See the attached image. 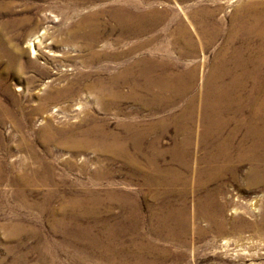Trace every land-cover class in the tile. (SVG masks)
<instances>
[{
	"label": "rangeland",
	"instance_id": "obj_1",
	"mask_svg": "<svg viewBox=\"0 0 264 264\" xmlns=\"http://www.w3.org/2000/svg\"><path fill=\"white\" fill-rule=\"evenodd\" d=\"M116 1L118 6L123 7L128 0H0V45H9L11 49L16 47L22 51L19 57L13 58L14 64L0 56V80L4 78L3 73L7 75L4 82H0V105L3 107L0 114V264H264V186L244 189L242 177L247 165L242 166L239 173L242 186L231 181H218L197 189L193 170L204 168L202 164L199 167L193 164L192 158L201 156L197 152L191 157L189 170H180L176 165L166 163L164 167L172 173L169 184L166 188H150L142 185L138 176H130L132 170L126 164V157H111L94 148L67 151L58 147V141L67 131H77L93 119L105 123L107 133L122 136L125 134V124L140 123L144 126L178 115L186 107L187 99L195 98L191 105L195 116L192 120L195 122L199 119L203 109L202 82L209 71L213 55L226 43L230 16L235 10H240L239 7L246 0H235L230 4H227V0H206V7L216 3L221 8L214 16L219 21H215V30H219V35L209 46L199 35L193 36L197 44L194 58L181 59L178 56L177 46L173 44L170 33L177 25L173 21L174 15L184 26L185 22L173 5L174 2L169 0L167 4L160 2L155 5V8L166 6L168 13L154 31H148L142 37L127 38L116 32L104 36L100 50L118 53L116 59L102 58L96 64L82 68L55 57L60 61L46 65L45 61L51 59L52 54L65 53L70 58L85 56V51H76L59 44V41L65 37L66 30L79 21L80 15L100 10L112 12ZM248 2L261 5L264 13V0ZM177 4L186 14L193 2L179 0ZM18 17H29L31 21L18 28L11 26L9 21ZM189 28L188 31L192 33ZM44 31L50 38L45 39L39 47L42 55L34 61L27 40L30 34ZM51 39L55 46L51 45ZM240 44L256 48L260 42L252 38ZM129 46L134 47V53L128 56L125 52ZM149 58H158L160 61L168 58L171 67L168 72L172 73L177 72L173 66L185 70L196 64L194 85L172 107L153 113V110L130 100L121 101L116 107H101L87 99L82 92L80 97L45 103L46 96L54 95L51 87L62 85L57 80L49 81L48 77L54 78L55 72L67 73L69 81H74L77 79L74 77L77 69L91 75L100 71L102 78L107 81L133 61L138 63ZM262 60V54L242 58L247 73L261 77L258 73L262 72L264 83V67L260 65ZM4 66L7 67L6 73L2 72ZM252 84L255 85L254 82L246 84L240 98L249 105L251 100L262 96L264 118V84L262 91L252 89ZM119 90L125 93L127 87L121 86ZM10 97L15 101L14 104L10 103ZM49 131H53V134L50 142L46 143L48 137H40ZM173 138L172 132H169L168 136L163 137L162 146L171 148ZM132 154L129 150L128 156ZM165 160L168 161V158ZM39 176H45V181H40ZM15 177H22L18 185L13 182ZM81 198V205L72 203L73 200L81 201ZM137 207L139 209L136 211ZM72 215L75 221L70 219ZM161 218L169 219L162 223ZM94 224H97L96 228ZM83 228L86 231L89 229L87 235L91 240L102 238L114 245L97 250L89 242L90 239H85L87 235ZM104 230L112 241L103 236Z\"/></svg>",
	"mask_w": 264,
	"mask_h": 264
},
{
	"label": "bare ground",
	"instance_id": "obj_2",
	"mask_svg": "<svg viewBox=\"0 0 264 264\" xmlns=\"http://www.w3.org/2000/svg\"><path fill=\"white\" fill-rule=\"evenodd\" d=\"M89 1L95 2L100 0ZM168 1L169 0H128L123 4V7L118 6V1H116L114 2L115 6L112 9V12L109 10H100L96 13H90L84 16L80 15L78 17L79 21L66 30L64 33L65 37L62 38V40L60 39L61 41H59V44L70 47L76 51H85L87 54L85 56L76 55L74 57H77L78 59L70 58V55L65 53L55 56L54 54H50L52 58H47V61H45L46 65H52L61 59L64 62L67 61L69 63H74L76 67L79 66L83 68V66L86 65L89 66L96 64L102 58L116 59L119 56L118 53H106L105 51L100 50V48L103 47V42L101 41L104 36L107 33L112 34L113 32H116L118 35L126 36L128 38L130 36H141L148 31H154L160 22L166 18L168 13L166 6L163 8H155V5L160 2L167 4L166 2ZM172 1L185 22L184 26L177 16L173 14V21H176L177 23L174 30L170 32L173 37V44L177 46L178 56L181 59L194 58L196 55L197 44L194 41L193 36L199 35L202 40H205L207 46L213 43V40L219 35V30H215L217 26L216 24L219 21L217 22V19H214V16L216 11L221 8L217 6L216 3L213 6L206 7V4H204L206 0H180L193 2V4H191L192 7H189L188 13L184 14L183 9L177 4V1L179 0ZM234 1L235 0H227V4L233 3ZM98 5L101 6L102 4ZM239 9L240 10H235L230 16V29L226 35V43L223 48L220 47L221 49L213 55L209 71L202 82L203 109L199 119L195 122L192 120L194 109H191V105L193 101H195V98L192 100L187 99L186 107L184 110L182 109L178 115L163 118L157 123L151 122L149 124H144V126L140 125V123L125 124V134L122 136L107 133V125L93 119L84 127H81L78 130L76 129L77 131L65 130L67 133H65V136H62V139L58 141V147L67 151L94 148V150L97 149L101 153L110 154L111 157H126L127 163H125L128 164L132 170V175L130 176H138L142 185L150 188H166L169 184V178L172 176V173L170 169L164 167L166 163L176 165L175 167L180 170H189V168H191L190 162L192 155L200 152V157L192 158L195 166L200 164L204 165L203 169H201V167L197 168L198 170H193L196 173L197 189L206 186L211 182L218 181H231L232 183L238 184V186H242L240 184L241 181L239 180V173L241 167L245 165H247V169L245 175L242 177L244 189L251 190L262 188L264 186V118H262V96L261 98L251 100L249 105H246L247 103L244 104L245 101H242L241 98L242 93L245 91L246 84L249 85L251 82H254L255 85L252 84L254 86L252 89L255 88L258 91H262V85L264 84L262 81V72L258 73L261 77H256V74L247 73L246 66L242 61L244 56H253L257 54H262V57L264 58V13L262 12L261 5L258 3H250L248 0L242 3ZM28 21H31L29 17H18L11 19V22L9 21V23L11 26L18 28L27 24ZM0 27H2V25H0ZM188 27L191 28V32L193 31L192 33L188 31ZM48 38H50V36L46 31L41 34L34 33L29 35L27 46L31 51L34 61H37L41 57L42 54H40L39 47H41L44 44L45 39ZM252 38H256L260 42V45L256 48L246 47L245 44H240V42ZM53 42L54 40H52L51 45L55 46L56 44H53ZM237 44L239 45L237 46ZM163 50L167 53L166 49ZM131 53H134L133 46L125 52L128 56ZM21 54L22 51L16 47L11 49L9 48V45H0V56L4 57L7 62L9 60L11 63L13 58L17 56L19 57ZM55 57H59L60 59L56 60ZM168 63V58L162 61L158 58L144 59L138 63L133 61L131 64L126 65L121 72L109 77L107 81L102 78V73L100 71L91 75L89 72H82L79 71V69L76 70L74 67L73 69L76 70L74 77L77 78L74 81H69L67 73L58 71L54 73V78L49 76L48 79L49 81L57 80L58 83L60 82L62 85L58 84V87H51L54 95L46 96L45 103H49L53 100L57 101L58 99H64V101H66L73 97H80L83 93L87 99H91L95 104H98L101 107H106L108 105L116 107L121 101L130 100L133 103L151 109L153 110V113H156L159 110L172 107L181 100L194 85L196 77L195 63L192 62L193 64L185 70L173 66L177 71L173 73L170 71L168 72L171 68ZM260 63L261 67L262 65L264 67V60ZM5 65H7V63ZM6 68L7 67L4 66L2 72L4 71L6 73ZM233 74L236 75L233 76ZM3 76L5 78L7 75L3 73ZM4 78H2L0 82H4ZM64 82L65 85H63ZM121 86L127 87L125 93H122L121 90H119ZM10 98L12 99L10 103L14 104L15 101L12 97ZM2 108L3 107L0 105V114L1 110H3ZM249 109L250 112H248ZM1 119L2 117L0 115V120ZM52 132L53 131H49L44 137L40 138L48 137V139L45 140L46 143H49L53 134ZM169 132H172L174 138L172 139L173 142L171 148L165 149L162 146V139L165 135L168 136ZM149 137L150 140H148ZM129 150L133 153L130 157L128 156ZM166 157L168 158V161L165 160ZM195 166L193 168H195ZM45 168L48 169V167ZM45 173L48 174V172ZM32 176H34V178L36 177L35 174ZM96 176L97 173L94 174V177ZM193 176L194 175H192V177ZM20 178L22 177H15L13 182L17 184ZM43 178L39 176V180L42 182L45 181ZM139 202H141V200ZM72 203L75 206H79L82 204V198L81 201L73 200ZM85 203L83 204H88ZM89 206L91 205L89 204ZM92 206L95 207V205ZM44 208H42L43 211ZM138 209L139 208L137 207L136 211ZM87 210L89 211V209ZM57 214L59 215V213ZM83 214L85 213L83 212ZM74 218L73 215L70 217L72 220H74ZM168 219L169 218H161V222L166 223V220ZM95 225L97 226V224H94L93 227H95ZM98 225L100 226L99 222ZM56 227L58 228V226ZM84 228L83 232L85 235L90 233L88 232L89 229L86 231ZM89 228L92 227L89 226ZM102 234L109 238V233L106 230H104V233L102 232ZM85 239L88 240L90 238L87 235ZM109 239L112 241L111 238ZM89 242H91V245L96 247L97 250L114 245L108 244L109 241L105 242V239L102 238L100 240L90 239ZM87 246L89 247V245ZM107 249L106 251H109ZM110 250L113 251V249ZM100 259H102L101 256Z\"/></svg>",
	"mask_w": 264,
	"mask_h": 264
}]
</instances>
